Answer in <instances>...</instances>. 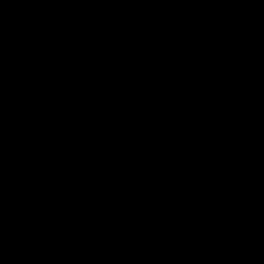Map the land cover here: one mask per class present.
Here are the masks:
<instances>
[{
	"label": "rangeland",
	"instance_id": "1",
	"mask_svg": "<svg viewBox=\"0 0 264 264\" xmlns=\"http://www.w3.org/2000/svg\"><path fill=\"white\" fill-rule=\"evenodd\" d=\"M193 6L162 0L149 42L120 0H0V264H264V139L224 97ZM22 27L30 39L61 41L42 65L9 57L42 52L38 40L28 51L31 40L17 44ZM82 34L114 50L117 66L99 74L122 100L69 83L65 74L90 87ZM42 85L71 87L78 118L43 107ZM230 127L242 137L227 136ZM144 148L165 156L159 169L133 159ZM94 183L131 200L109 207L132 216L126 224L84 201Z\"/></svg>",
	"mask_w": 264,
	"mask_h": 264
},
{
	"label": "trees",
	"instance_id": "2",
	"mask_svg": "<svg viewBox=\"0 0 264 264\" xmlns=\"http://www.w3.org/2000/svg\"><path fill=\"white\" fill-rule=\"evenodd\" d=\"M120 2L127 18L138 29L140 35L149 42L154 41L160 28L155 14L158 10V4L162 0H120ZM193 3L194 15L203 45L211 60L210 68L223 91L224 97L233 105L250 128L264 139V0H193ZM19 32L21 34L17 44L21 43V39L23 41L31 40L28 43L25 42L21 48L25 49L32 44L35 45L33 40H38V45H41L39 50L42 52L41 54L35 53L32 60H29L32 57V54L29 53L27 56L21 54L19 57H15L14 54L9 55L13 64L17 66L23 61L42 65L46 54L50 52L48 46L61 43L58 40H41L43 37L41 33H39V38L35 36L30 39L25 27H22ZM82 35L80 37L87 40V49L85 48L83 55L87 54L81 60L85 68L80 66V71L87 77V71L92 72L90 79L85 77L90 87L75 82L71 83L72 87L75 86L76 89H74L78 92H87L91 87H94L92 94L104 102L114 99L122 100V94L119 93L118 97L112 89L105 85L99 74L117 66L119 60L113 54L114 50L112 48L107 50L93 36ZM58 53L59 51L56 52V54ZM77 53L80 51L78 50ZM108 53L115 57V61L107 62ZM75 59L80 60V56L76 55ZM23 65H20L21 69H23L22 67L25 69ZM91 83H96V85L91 86ZM60 84L59 87H62ZM35 86L38 84L36 83ZM42 86L50 90L49 94L40 102L43 107L45 105H55V107L56 104L62 105V115L71 117L75 115V119L78 118V96L74 95L75 91L71 87L65 86L57 91L56 88ZM54 91L55 93H53ZM71 105H74L72 110L69 109ZM103 119L105 117L102 114L100 118L94 120L95 126L89 131L90 136L95 134V130L100 127ZM118 131L120 135L125 134L122 126L118 127ZM229 131L237 139L242 137V133L237 127L235 129L226 128L227 136H229ZM221 132L218 133V136L222 134ZM72 167L68 166L70 172L74 171ZM131 217L129 215L120 224H126Z\"/></svg>",
	"mask_w": 264,
	"mask_h": 264
},
{
	"label": "crops",
	"instance_id": "3",
	"mask_svg": "<svg viewBox=\"0 0 264 264\" xmlns=\"http://www.w3.org/2000/svg\"><path fill=\"white\" fill-rule=\"evenodd\" d=\"M48 56H49V53H48L47 57ZM54 57H58V56L54 55ZM43 68L45 69V66ZM65 75L68 77V80L70 79L69 83L74 82L73 79H74L75 76H71V75H67V74H65ZM168 108H170V107H168ZM154 109L157 110V111H160L162 114H164L166 112V111L161 110V109L156 108V107H154ZM169 110L173 111L172 108H170ZM172 111H169V115H173ZM220 121L221 122L219 124H217L219 126L218 128L216 127V122H214L215 126L212 127V132L217 134V136H218V133L221 132L220 128H223L222 126L225 125L224 124L225 122L223 120H220ZM224 130H225V128H224ZM154 152L157 153L156 151H154ZM161 156L162 155L160 153L159 154L157 153V155L156 154H152L149 149L144 148L133 159H137L138 160V164L141 163L143 166H145V168L147 167V169L150 170V169H153L154 167H156L159 163H161V159L162 158H165V156H162V157ZM160 166L161 165H158L156 168H158ZM122 169L129 170L130 168H129L128 165L122 164ZM158 171L159 170H157V172ZM100 180H101V178L98 180V182ZM98 182H96V183H98ZM96 183L90 184L88 187H86V189L82 190L80 195L83 196L85 194V195L88 196V197L86 196L84 198V201L90 203L92 206L97 207L100 210L102 209L113 220H116V221L122 220L123 221L124 219H126V217H128V216L127 215L124 216L125 213L124 214H121V213L119 214V211L120 210H124V208L126 206L130 205L131 204V200H128V198L126 196H124L125 199H119L120 196H121V193L119 191L118 186L115 187L114 194H111L109 191L111 189H113V187H114L113 185L114 184H108L107 183L104 187H102L100 189L94 188L95 189L94 190L93 189V187H94L93 185H95ZM100 191L103 192V193H100ZM95 192H99L100 193V197L96 198L94 196ZM88 193H90V194H88ZM113 205L116 206V207H120L121 209L120 210L118 208L110 209L109 207H112ZM117 223H119V222H117Z\"/></svg>",
	"mask_w": 264,
	"mask_h": 264
}]
</instances>
